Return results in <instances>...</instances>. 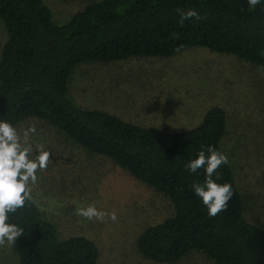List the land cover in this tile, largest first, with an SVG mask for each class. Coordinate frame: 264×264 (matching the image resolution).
<instances>
[{
  "label": "trees",
  "instance_id": "trees-1",
  "mask_svg": "<svg viewBox=\"0 0 264 264\" xmlns=\"http://www.w3.org/2000/svg\"><path fill=\"white\" fill-rule=\"evenodd\" d=\"M177 9H195L202 20L180 23ZM7 39L0 53V120L13 126L38 119L66 138L163 194L172 213L137 237L141 256L174 263L200 252L213 264H264V230L243 216L232 170L223 165L217 183L234 189L226 211L209 217L192 185L204 169L185 165L213 146L220 152L226 114L210 107L187 130L144 128L105 111L80 107L68 96L73 69L87 62L171 57L187 47L231 54L264 67V2L248 0H92L57 25L42 0H0ZM213 179H216L214 176ZM24 229L15 245L18 264H95L98 250L84 236L58 240L34 202L9 214Z\"/></svg>",
  "mask_w": 264,
  "mask_h": 264
},
{
  "label": "rangeland",
  "instance_id": "rangeland-1",
  "mask_svg": "<svg viewBox=\"0 0 264 264\" xmlns=\"http://www.w3.org/2000/svg\"><path fill=\"white\" fill-rule=\"evenodd\" d=\"M57 25H63L92 0H42ZM7 32L0 19V53ZM259 67L231 54L187 47L167 57L94 61L77 65L69 77L68 96L80 107L105 111L144 128L183 131L197 126L213 106L226 114L220 152L228 157L242 199V212L264 230V75ZM32 124L33 153L43 144L52 153L46 171L37 172L32 201L53 223L58 240L84 236L98 250L95 264H213L200 252L174 263H157L139 254L138 235L172 213L169 200L138 182L105 157L86 152L57 129L38 119ZM95 203L115 211L116 222L87 220L79 208ZM14 247L0 248V264H18Z\"/></svg>",
  "mask_w": 264,
  "mask_h": 264
},
{
  "label": "clouds",
  "instance_id": "clouds-1",
  "mask_svg": "<svg viewBox=\"0 0 264 264\" xmlns=\"http://www.w3.org/2000/svg\"><path fill=\"white\" fill-rule=\"evenodd\" d=\"M264 0H248L251 8H256ZM180 23L185 20L204 19L195 9L183 11L177 9ZM264 75V68L260 69ZM36 133V126L32 124L21 135L10 121L0 120V248L15 247L18 239L24 235V229L10 223L9 214L25 207L26 201L32 200V186L37 184L38 170L43 172L51 162L52 153L45 150L43 144L36 147L35 154L30 143V134ZM226 154L217 151L213 146L198 152L195 159L189 161L185 168L191 173L204 169L205 179L203 184L192 185L194 193L198 196L208 210L209 217H216L229 206V201L234 195V189L228 182L219 184V172L223 165L228 164ZM216 179H213V177ZM76 215L87 220L107 222V219L116 222L118 219L115 211L108 213L97 209L95 203L79 208Z\"/></svg>",
  "mask_w": 264,
  "mask_h": 264
}]
</instances>
